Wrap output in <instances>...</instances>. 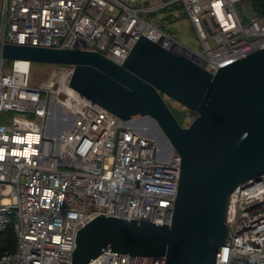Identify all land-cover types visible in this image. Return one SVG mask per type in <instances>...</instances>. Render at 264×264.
<instances>
[{
	"label": "built area",
	"instance_id": "1",
	"mask_svg": "<svg viewBox=\"0 0 264 264\" xmlns=\"http://www.w3.org/2000/svg\"><path fill=\"white\" fill-rule=\"evenodd\" d=\"M246 1L0 0V42L99 51L122 64L144 35L214 72L264 47V18L237 8ZM171 2L182 4L200 50L147 18ZM12 61L6 67L0 58V232L12 224L15 248L0 264H70L76 231L100 213L170 222L179 155H162L134 119L68 85L74 65L51 64L47 79L32 84L30 61ZM225 222L216 264H264V172L233 189ZM88 264H165V257L103 250Z\"/></svg>",
	"mask_w": 264,
	"mask_h": 264
},
{
	"label": "water",
	"instance_id": "2",
	"mask_svg": "<svg viewBox=\"0 0 264 264\" xmlns=\"http://www.w3.org/2000/svg\"><path fill=\"white\" fill-rule=\"evenodd\" d=\"M0 58L74 65L68 85L122 120L152 119L180 157L170 222L100 213L76 231L70 264H88L103 250L216 264L230 193L264 172V47L214 72L144 35L122 64L99 51L12 42H0ZM164 96L195 113L187 126Z\"/></svg>",
	"mask_w": 264,
	"mask_h": 264
},
{
	"label": "rangeland",
	"instance_id": "3",
	"mask_svg": "<svg viewBox=\"0 0 264 264\" xmlns=\"http://www.w3.org/2000/svg\"><path fill=\"white\" fill-rule=\"evenodd\" d=\"M161 1L165 2L164 0ZM243 4L244 5H242L241 2L237 3V8L240 13L243 12L244 6L246 7L249 6L248 1L244 2ZM159 9L147 14L149 20L153 21L155 24L156 22H160L162 18L161 16L158 15L154 16V14L159 11ZM175 15H178V13L176 12ZM0 21H1V15H0ZM165 25L166 27L172 30L171 35L173 36V38L183 43L184 45L193 48L194 50L197 51L200 50L199 44L195 36L193 35L191 31V27L189 26V22L186 18H177L176 20L173 18V21L166 23ZM5 66L6 67L15 66V63L12 60H6ZM52 68H55V66L48 63L29 62L28 70L30 74L31 83L37 84L47 79ZM164 98L167 104L169 105V107L171 108V110L173 111V113L175 114V116L177 117L180 124H182L183 126H187L193 120V118L195 117V113H193L192 111H190L189 109H187L186 107L179 104L178 102H176L175 100H173L168 96H164ZM55 117L52 118L53 122H56ZM133 125L136 129L143 131L145 135L153 138L157 143V145L158 144L160 145V146L158 145V147H160L161 149H163V151H165L164 153L161 154H165L167 152L166 147L161 142L160 130L158 129L157 125L152 119L145 117H136L133 121Z\"/></svg>",
	"mask_w": 264,
	"mask_h": 264
},
{
	"label": "trees",
	"instance_id": "4",
	"mask_svg": "<svg viewBox=\"0 0 264 264\" xmlns=\"http://www.w3.org/2000/svg\"><path fill=\"white\" fill-rule=\"evenodd\" d=\"M167 2L168 0H164ZM248 5L250 9L249 13L255 14L264 18V0H248ZM178 15H175V13ZM161 14V15H159ZM161 16L160 22H156V25L163 31L171 34L172 30L166 27V23L173 21V18H186V13L183 9V6L180 2H171L165 4L159 9L154 16ZM148 18V17H147ZM149 19V18H148ZM15 248V234L13 231L12 224H9L5 230L0 232V256L4 252H12Z\"/></svg>",
	"mask_w": 264,
	"mask_h": 264
},
{
	"label": "bare ground",
	"instance_id": "5",
	"mask_svg": "<svg viewBox=\"0 0 264 264\" xmlns=\"http://www.w3.org/2000/svg\"><path fill=\"white\" fill-rule=\"evenodd\" d=\"M54 111L58 112L56 108H54ZM55 120H56V119H55ZM161 142L163 143V140H161ZM163 144H164V143H163ZM158 145H159V144H158ZM159 146H160V145H159ZM164 146L166 147V149L168 148L166 145H164ZM166 149H165V150H166ZM159 151H160L161 153H164V152H165V151H163V149H161L160 147H159ZM167 151H168V149H167ZM166 153H167V152H166ZM166 153H165V154H166ZM165 154H162V155H165Z\"/></svg>",
	"mask_w": 264,
	"mask_h": 264
},
{
	"label": "clouds",
	"instance_id": "6",
	"mask_svg": "<svg viewBox=\"0 0 264 264\" xmlns=\"http://www.w3.org/2000/svg\"><path fill=\"white\" fill-rule=\"evenodd\" d=\"M24 154L27 155V151ZM2 158H3V150L0 149V159H2Z\"/></svg>",
	"mask_w": 264,
	"mask_h": 264
}]
</instances>
